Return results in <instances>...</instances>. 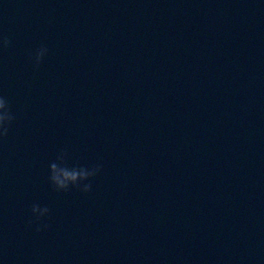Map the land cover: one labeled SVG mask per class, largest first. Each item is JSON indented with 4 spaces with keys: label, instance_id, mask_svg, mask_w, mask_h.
<instances>
[{
    "label": "water",
    "instance_id": "obj_1",
    "mask_svg": "<svg viewBox=\"0 0 264 264\" xmlns=\"http://www.w3.org/2000/svg\"><path fill=\"white\" fill-rule=\"evenodd\" d=\"M0 36L2 264H264L261 0H0Z\"/></svg>",
    "mask_w": 264,
    "mask_h": 264
},
{
    "label": "clouds",
    "instance_id": "obj_2",
    "mask_svg": "<svg viewBox=\"0 0 264 264\" xmlns=\"http://www.w3.org/2000/svg\"><path fill=\"white\" fill-rule=\"evenodd\" d=\"M264 3V0H261ZM8 40L4 36H0V46L7 45ZM48 49L44 45H39L28 54V59L35 68L38 66L42 58L47 54ZM14 119L13 113L10 111L9 102L4 95H0V137L4 136L8 130V124ZM68 156L64 149H60L55 154V159L60 162L49 163L47 168V181L49 185L57 191H67L70 187L76 188L81 192H87L91 186V179L100 170L99 163H88L87 166L66 167L64 166V158ZM29 212L35 221H39L42 217H46L49 209L37 203H33ZM45 225L36 224L35 230L40 231ZM2 264V262H0Z\"/></svg>",
    "mask_w": 264,
    "mask_h": 264
}]
</instances>
